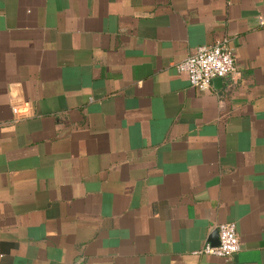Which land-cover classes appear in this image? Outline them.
Listing matches in <instances>:
<instances>
[{"label": "crops", "instance_id": "obj_1", "mask_svg": "<svg viewBox=\"0 0 264 264\" xmlns=\"http://www.w3.org/2000/svg\"><path fill=\"white\" fill-rule=\"evenodd\" d=\"M0 264H264V0H0Z\"/></svg>", "mask_w": 264, "mask_h": 264}, {"label": "built area", "instance_id": "obj_2", "mask_svg": "<svg viewBox=\"0 0 264 264\" xmlns=\"http://www.w3.org/2000/svg\"><path fill=\"white\" fill-rule=\"evenodd\" d=\"M177 73L187 75L191 88L204 92L215 79H223L235 70L231 50L223 41H216L210 46H201L195 52L175 65ZM25 111L21 112V109ZM14 121L28 117L29 105L22 103L11 108ZM218 244H206L199 254L227 259L238 252L239 243L234 223H223L216 227Z\"/></svg>", "mask_w": 264, "mask_h": 264}, {"label": "water", "instance_id": "obj_3", "mask_svg": "<svg viewBox=\"0 0 264 264\" xmlns=\"http://www.w3.org/2000/svg\"><path fill=\"white\" fill-rule=\"evenodd\" d=\"M220 79H215L214 81H219ZM217 244H218V239H217Z\"/></svg>", "mask_w": 264, "mask_h": 264}]
</instances>
